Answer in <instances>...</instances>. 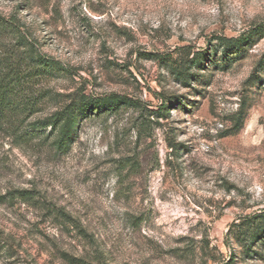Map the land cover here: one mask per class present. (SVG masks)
<instances>
[{"label": "rangeland", "instance_id": "obj_1", "mask_svg": "<svg viewBox=\"0 0 264 264\" xmlns=\"http://www.w3.org/2000/svg\"><path fill=\"white\" fill-rule=\"evenodd\" d=\"M0 15L61 65L30 74L0 26V74L15 52L17 92H48L0 121V264H264V0H0ZM251 29L225 57L217 38ZM80 94L134 105L83 118L67 150L33 131Z\"/></svg>", "mask_w": 264, "mask_h": 264}, {"label": "trees", "instance_id": "obj_2", "mask_svg": "<svg viewBox=\"0 0 264 264\" xmlns=\"http://www.w3.org/2000/svg\"><path fill=\"white\" fill-rule=\"evenodd\" d=\"M0 26L4 29L6 28L7 33L16 37L20 44H24L23 46L25 47V50L22 54L30 57L33 63L29 66L31 71L30 74L49 75L50 72L55 69L61 70L59 62L51 61L35 49L15 17L6 18L0 15ZM253 33L254 29H251L249 32L243 33L237 37H218V46L223 49L225 57H229L232 53H236V56H240L243 51H246L245 46L250 43ZM218 50L219 49L215 47V51ZM208 54L209 51L205 50L204 52L197 54L192 62L196 63L199 61L200 57L205 55L208 56ZM17 55L15 52L7 54V68L4 67L6 68V72L0 74V121H3L4 123L12 121L17 115L23 114L27 116L31 114L36 108L38 101L48 96V92L46 91L42 93V95L34 98L25 97L23 99V95L17 92L16 89L22 83V77H20L22 58ZM182 67L183 65H180L173 69L180 78L186 79L188 78V75L184 72L185 69L183 70ZM132 102L131 99L121 95L96 98L80 94L79 96L74 97L70 102L64 104L49 117L36 121L32 129L33 131H37L50 126L51 129L56 132L53 144L58 149L67 150L70 147L71 139L77 132L78 126L83 118L91 115H102L106 112H118L124 106L134 105ZM61 217L65 222L73 221L72 216L65 212H63ZM245 221H248V219H245ZM73 224L76 228L79 227L81 232L84 231L82 226L74 222ZM260 229V226L254 229L256 236H258ZM67 259L74 264H86L81 258L68 256Z\"/></svg>", "mask_w": 264, "mask_h": 264}]
</instances>
